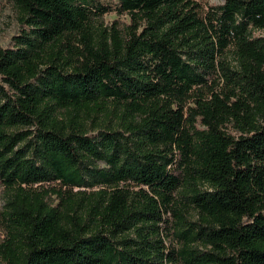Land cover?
<instances>
[{"label":"trees","instance_id":"1","mask_svg":"<svg viewBox=\"0 0 264 264\" xmlns=\"http://www.w3.org/2000/svg\"><path fill=\"white\" fill-rule=\"evenodd\" d=\"M6 1L0 264H264V0Z\"/></svg>","mask_w":264,"mask_h":264},{"label":"rangeland","instance_id":"2","mask_svg":"<svg viewBox=\"0 0 264 264\" xmlns=\"http://www.w3.org/2000/svg\"><path fill=\"white\" fill-rule=\"evenodd\" d=\"M203 6L220 5L224 0H197ZM114 21L118 22L119 28H123V24L127 19L124 16H117L114 13L103 15L101 22L103 27L109 28ZM21 26L17 21V11L14 6L6 0H0V46L9 48L13 44V38L20 32ZM256 35L264 36V32H256ZM25 131L26 129H21ZM3 190L0 184V210L3 205Z\"/></svg>","mask_w":264,"mask_h":264}]
</instances>
